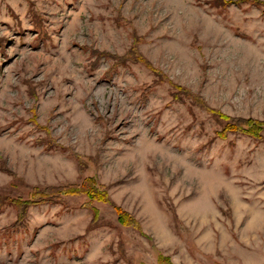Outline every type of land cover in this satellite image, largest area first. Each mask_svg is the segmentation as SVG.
<instances>
[{
	"label": "rangeland",
	"instance_id": "374dc122",
	"mask_svg": "<svg viewBox=\"0 0 264 264\" xmlns=\"http://www.w3.org/2000/svg\"><path fill=\"white\" fill-rule=\"evenodd\" d=\"M211 109L264 120V0H0V264H264V132ZM89 176L96 221L12 202Z\"/></svg>",
	"mask_w": 264,
	"mask_h": 264
},
{
	"label": "trees",
	"instance_id": "16d2710c",
	"mask_svg": "<svg viewBox=\"0 0 264 264\" xmlns=\"http://www.w3.org/2000/svg\"><path fill=\"white\" fill-rule=\"evenodd\" d=\"M140 61L144 63H149L143 57L139 58ZM151 65V64H150ZM212 112L218 114V116L225 121L224 128L218 132V135L222 138L227 136L228 132L242 133L253 137L256 140H263L264 132V120H259L255 118H231L230 116L220 114L215 110ZM76 158L80 160V155L75 154ZM31 198L28 200H22L21 198H14L12 202L16 204L23 214L26 206L30 203L46 202L60 200L64 196H78L84 195L88 199L84 205L88 206L93 211V221H96L99 211L98 208L93 205L94 201L100 202H110V196L107 191L105 184L99 182L94 176H89L84 178L81 182H72L61 186L47 187L43 190L34 188V191L31 192ZM114 209L118 214L119 221L128 226H134L140 228L139 222L131 217L125 210L120 206L113 205ZM162 257H159L161 261Z\"/></svg>",
	"mask_w": 264,
	"mask_h": 264
}]
</instances>
